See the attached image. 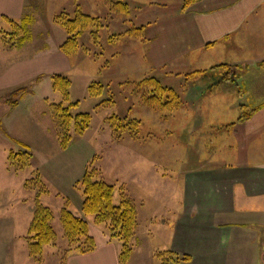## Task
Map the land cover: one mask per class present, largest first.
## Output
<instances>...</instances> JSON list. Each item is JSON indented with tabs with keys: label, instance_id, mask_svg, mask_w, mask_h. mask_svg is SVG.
Listing matches in <instances>:
<instances>
[{
	"label": "rangeland",
	"instance_id": "1",
	"mask_svg": "<svg viewBox=\"0 0 264 264\" xmlns=\"http://www.w3.org/2000/svg\"><path fill=\"white\" fill-rule=\"evenodd\" d=\"M118 1L125 3V9L122 3H117ZM141 1L42 0V10L32 9L31 14L35 17L31 28L34 45L22 53L40 51L42 44L47 42L45 49L51 51L54 41L60 43L62 38L57 34L66 33L60 24L54 22L53 16L62 11L72 14L77 4L86 13L98 16L102 26L97 36L86 33L81 38L76 52L69 55V66H57V69H62L59 72L71 79L68 98L53 88L50 78L51 83L45 81L39 88V94L44 95L43 99L23 103L24 116L20 128L6 129L0 118V219L10 210L16 222L13 230L25 235L21 238V245L17 246L21 255L16 258L14 252L12 264L67 263V249L75 244L67 238L61 220L64 207L88 222L89 233L98 244L110 242L121 248L120 239L108 240V224L97 223L94 214H86L82 209L84 193L77 182L87 170L94 178L104 179L115 186L116 204H119L124 196L131 198L139 213L143 211L141 219L146 211H152V208L162 201L166 190L171 188L174 192L173 190L181 189L178 185L180 181L176 180L175 186L172 180H165L167 177L175 178L178 166L182 167L179 161L182 159L181 149L178 147L180 132L188 123L194 126L195 122L199 124L196 116L190 113L195 105L201 107L205 102H212V99H209L211 95L201 92L210 79L215 81L216 76L213 75L221 76L224 72L231 75L233 71L229 70L232 68L219 67L212 71V78L202 79L200 70L195 67L173 66L172 62H166L164 66L162 60L165 58V51L168 48L176 49L172 45H166L165 41L171 32L170 26L180 21V15L175 19L174 14L184 9V0ZM92 4L97 9L87 11ZM116 20L118 25H115ZM5 43L9 44L6 41ZM152 48L155 49L154 55ZM49 65H46L45 69ZM153 76L161 85L173 88L179 95L180 102L176 107L155 108L145 102L147 88L138 84ZM44 79L41 78L38 82L41 83ZM187 80L190 85L200 80L201 85L196 86L194 90L189 85L191 89L184 95V84ZM203 80H206L207 84ZM218 86L219 83L210 82L209 88ZM196 95L202 97L198 99ZM6 96H0V115L10 109ZM162 100L163 97H160L158 101ZM60 102L65 105L76 102L77 104L72 106L73 113L91 115L90 125L83 134L78 132L75 125V128H71V139L67 148L61 146L63 135L58 134L51 111V103ZM214 102L216 101L212 104H215ZM133 119L141 120L134 128V124H131V129L135 130L133 132L113 125L119 121L128 124ZM114 129L124 131L121 135L116 131L115 135ZM24 150L31 153L30 162L26 167L16 169L10 161V153ZM165 158L170 159L167 165ZM37 198L51 208V223L57 233L55 242L44 246L41 258L31 254L30 243L26 237L29 234ZM146 223L143 222V225ZM152 223L153 221H150L148 224ZM148 232L150 235H142L143 242H140L142 245L139 250L145 246L150 249L165 247L160 245L167 240V236H164L160 229L152 227ZM135 242L132 241L133 244ZM152 262L161 264L158 259ZM139 263L149 264L142 259Z\"/></svg>",
	"mask_w": 264,
	"mask_h": 264
},
{
	"label": "crops",
	"instance_id": "2",
	"mask_svg": "<svg viewBox=\"0 0 264 264\" xmlns=\"http://www.w3.org/2000/svg\"><path fill=\"white\" fill-rule=\"evenodd\" d=\"M37 1L0 0V96L41 75L45 78L31 93L24 94L16 107L9 105L10 109L0 115L6 129L20 128L23 103L43 99L40 86L45 81L51 83L50 75L62 70L57 66L66 68L71 63L70 56L60 49L64 33L57 34L62 40L54 41L51 51L45 49L47 42L40 51L22 53L34 45L32 34L23 44L5 43L4 33L12 30L6 18L21 20L32 9L42 10V0ZM90 9L97 7L92 4L87 11ZM177 15L180 21L170 26L165 41L176 49L165 51L163 65L172 62L173 66L195 67L202 79L212 78V71L219 67L232 68L233 72L226 75L229 79H224L225 74L213 75L216 79L210 82L219 83L213 89L203 80L207 86L201 93L211 95L212 102H205L202 108L195 105L190 112L199 124L183 127L178 143L182 167L176 169L175 178L165 179L174 184L180 181L181 189H172L175 193L171 188L166 190L162 201L142 219L143 211L140 214L137 208L139 226L127 264H143L141 259L153 264L158 259L156 253L162 250L189 255L191 259L183 264H264V0H198L175 13V19ZM151 51L154 55L155 49ZM189 83L185 81L184 95L190 86L194 90L201 85L200 80ZM164 160L170 163V159ZM149 220L153 223L148 224ZM13 225L16 222L9 210L0 219V264H12L14 252L16 258L21 255L17 246L25 235L13 230ZM152 227L167 236L160 245L165 247L139 250L142 235H150ZM119 251L116 245L103 242L87 253L67 249L65 261L122 264Z\"/></svg>",
	"mask_w": 264,
	"mask_h": 264
},
{
	"label": "trees",
	"instance_id": "3",
	"mask_svg": "<svg viewBox=\"0 0 264 264\" xmlns=\"http://www.w3.org/2000/svg\"><path fill=\"white\" fill-rule=\"evenodd\" d=\"M197 1L198 0H184L183 7L187 8ZM117 3H122L123 9H125V3L122 1H118ZM33 17L34 16L29 12L21 20L6 18L12 25V30L4 33V37L6 38L4 40L12 46H16L31 39L30 25L33 23ZM53 20L55 23L60 24L66 32V38L60 44V49L68 56L76 52L81 38L86 33L97 36L102 26L98 16L96 17L86 13L81 9L79 4H77V8L72 14L62 11L58 14H54ZM2 32L3 30H0V34H2ZM228 73L229 72L224 73V79H229L226 76ZM41 78L42 76H39L35 78L33 82L18 86L11 90L7 98L10 105L16 107L19 99L25 93L32 92V86L40 81ZM50 78L53 88L61 91L65 98H68L69 88L71 86L70 77L64 73L55 72L50 75ZM138 85L147 88L145 91L147 92L145 102L155 108H174L180 102L179 95L174 89L161 85V82L154 76L143 79ZM102 89L103 86L100 87V90ZM160 97H163V100L159 102L158 100ZM75 104L77 103L69 102L67 105L63 102L51 103L52 117L55 126L58 129V134L63 135V138L60 137L62 148H67L70 143L71 128H75L76 126L78 132L83 134L90 125L91 115L89 113L72 112V106ZM139 121L133 119L130 120L128 124L119 121L113 125L117 128L120 127V129L124 128V130L128 129V131L133 132L135 130L131 129V124H134V128L135 124ZM124 130L119 132L117 129H114L115 135H117L116 131L121 135ZM30 157L31 153L26 150L20 152L11 151L10 153V161L16 169L26 167L30 162ZM77 185L82 187L84 193V200L82 203L83 211L86 214H94L97 223L108 224L110 229V240L120 239L122 241L119 258L122 264H127L133 250L132 241L139 226L138 211L135 203L131 198L124 196L121 202L116 204L114 202L115 186L104 179L94 178L89 170L78 180ZM52 217L53 213L51 208L43 204L37 198L34 216L27 236L30 243V252L36 258H41L44 246L51 242H55L57 238V233L51 223ZM61 220L67 238L72 244H75L69 247L70 250L73 249L80 253H87L97 248L98 243L96 239L90 235L89 224L82 216H78L67 207H64L61 213ZM156 256L161 261V264H183L191 259L189 255L180 254L173 250L158 251Z\"/></svg>",
	"mask_w": 264,
	"mask_h": 264
}]
</instances>
